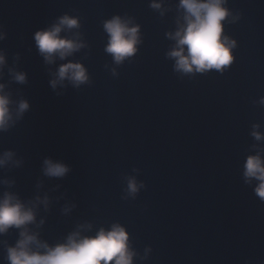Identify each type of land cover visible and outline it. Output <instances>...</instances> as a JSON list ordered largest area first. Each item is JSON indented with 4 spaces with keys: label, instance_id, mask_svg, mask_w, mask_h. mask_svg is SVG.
Returning a JSON list of instances; mask_svg holds the SVG:
<instances>
[{
    "label": "water",
    "instance_id": "1",
    "mask_svg": "<svg viewBox=\"0 0 264 264\" xmlns=\"http://www.w3.org/2000/svg\"><path fill=\"white\" fill-rule=\"evenodd\" d=\"M156 2L132 21L136 53L120 64L103 56L21 181L23 202L48 197L29 228L55 245L78 225L94 235L119 223L133 264H264V202L243 176L248 156L264 160V0H227L234 62L204 73L175 69L168 33L183 10ZM46 158L70 171L44 175ZM130 177L144 185L135 196ZM18 239L15 228L0 234V264Z\"/></svg>",
    "mask_w": 264,
    "mask_h": 264
},
{
    "label": "clouds",
    "instance_id": "2",
    "mask_svg": "<svg viewBox=\"0 0 264 264\" xmlns=\"http://www.w3.org/2000/svg\"><path fill=\"white\" fill-rule=\"evenodd\" d=\"M226 2L227 0H179V8L183 10L182 23L178 22L175 33H168L175 40V45L167 53L175 59L177 71L204 73L215 69L223 72L234 62L232 49L236 47V41L223 34L222 22L231 15L225 7ZM151 7L160 9L161 4L153 0ZM79 26L77 17L65 14L51 27L35 33L36 47L46 63H54L57 57L64 60L85 47L79 39L61 36L62 31H70ZM103 28L108 34L105 51L112 54L117 64L136 53V45L140 43L139 25L117 15L105 20ZM3 38L0 33V40ZM5 62V56L0 52V68ZM86 72L79 62L62 64L56 72V78L50 81L51 86L55 89L58 83L67 79L78 87L88 81ZM13 78L19 83L26 81L23 72H14ZM4 88L5 85L0 84V131L7 130L14 123L11 107L13 102ZM28 108L26 100L19 101L15 109L16 118H20ZM253 135L257 140L262 139L258 132H253ZM13 155L11 151L0 155V167L11 161ZM69 171L70 167L61 161L51 158L43 161V173L48 177L62 178ZM243 176L246 184L257 182L254 193L264 202V160L260 155L247 157ZM143 186L134 177H130L127 191L129 195L135 196ZM41 203L47 208L48 197L41 199L37 196L35 201L25 203L12 192L6 191L0 196V234L7 233L11 228L19 230V239L15 245H5L9 264H111L113 261L114 264H133L136 253L131 249L128 232L119 223L112 224L110 229L100 227L94 235L85 234L91 231V224H81L63 242L50 245L42 241L39 233L29 228V225L36 224V207ZM43 223V220L39 221L40 225ZM149 251L150 249L145 250L146 255Z\"/></svg>",
    "mask_w": 264,
    "mask_h": 264
}]
</instances>
